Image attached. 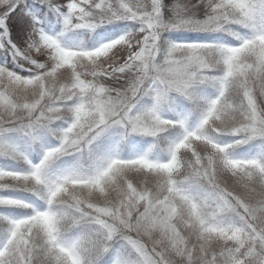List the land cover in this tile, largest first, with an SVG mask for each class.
I'll return each mask as SVG.
<instances>
[{"label": "snow or ice", "instance_id": "6c2138e0", "mask_svg": "<svg viewBox=\"0 0 264 264\" xmlns=\"http://www.w3.org/2000/svg\"><path fill=\"white\" fill-rule=\"evenodd\" d=\"M0 264H264V0H0Z\"/></svg>", "mask_w": 264, "mask_h": 264}]
</instances>
